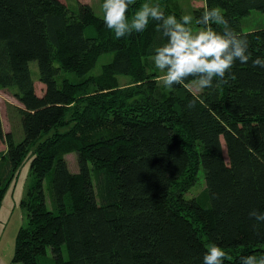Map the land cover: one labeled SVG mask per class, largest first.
Here are the masks:
<instances>
[{
  "label": "trees",
  "instance_id": "1",
  "mask_svg": "<svg viewBox=\"0 0 264 264\" xmlns=\"http://www.w3.org/2000/svg\"><path fill=\"white\" fill-rule=\"evenodd\" d=\"M201 1L188 14L221 9L248 39L251 59L237 61L227 83L217 78L195 93L192 79L170 89L160 81L151 57L165 40L156 21L116 38L88 2L0 0V89L19 101L22 129L5 132L0 115V206L28 153L33 177L20 200L26 219L14 262L202 264L212 244L227 254L224 264L264 254V222L249 217L264 212V68L251 63L264 58V22L242 27L264 0ZM144 3L183 15L175 0H135L127 17ZM119 75L130 83L121 86ZM201 176L204 190L188 195Z\"/></svg>",
  "mask_w": 264,
  "mask_h": 264
},
{
  "label": "clouds",
  "instance_id": "2",
  "mask_svg": "<svg viewBox=\"0 0 264 264\" xmlns=\"http://www.w3.org/2000/svg\"><path fill=\"white\" fill-rule=\"evenodd\" d=\"M134 3L135 0H103L105 26L116 38H121L143 32L150 21L157 22L155 30L165 42L154 49L151 60L155 69L162 73L160 81L165 88L184 85L192 79L200 91L211 89L217 78L227 83L226 75L232 72L237 61L246 64L251 59L248 39L237 34L219 8H205L199 17L184 14L177 19L175 15L165 16L159 5L144 3L129 19L127 9ZM193 22L203 27L194 32ZM213 24L222 26V30L217 31ZM251 63L253 67L264 68V58L256 57ZM196 103L194 98L186 107L194 109ZM249 217L264 222V212L253 210ZM226 255L219 246L212 244L204 253L202 264H224ZM240 264H264V254L241 257Z\"/></svg>",
  "mask_w": 264,
  "mask_h": 264
},
{
  "label": "rangeland",
  "instance_id": "3",
  "mask_svg": "<svg viewBox=\"0 0 264 264\" xmlns=\"http://www.w3.org/2000/svg\"><path fill=\"white\" fill-rule=\"evenodd\" d=\"M68 5L72 8L77 7V1L88 2L91 4L95 12L102 15V3L101 0H66ZM203 2L201 0H175L173 3L180 11L184 14H188L190 7L200 6ZM262 20L264 22V12L259 10H251L250 13L242 18V27L244 30H249L253 28L255 24ZM193 31H198L202 27L191 25ZM112 52L104 53L99 56L96 64L92 68L93 73H98L101 64L108 61L112 57ZM32 75L35 77L38 73V66L35 62L30 63ZM159 78L162 73L159 72ZM70 78H77L74 75L69 74ZM119 84L125 86L130 83V77L118 76ZM36 92L41 93L43 90V85L36 81L35 83ZM188 87L195 93L200 90L193 82L188 84ZM19 101L12 95L9 88L0 89V115L2 120V127L5 132H12L14 134L22 133L20 128L19 116L17 115L16 106H19ZM15 135V136H16ZM16 138H19L16 136ZM18 140V139H17ZM5 144V143H4ZM0 140V168L3 169L6 164V158H4V153L6 148ZM6 146V144H5ZM223 151L225 153V145L223 144ZM75 153H68L66 159L68 161L71 170L75 171L77 169V163L75 161ZM226 154V153H225ZM30 154L28 153L22 161L21 166L15 172L14 176L10 179L8 184L6 183V189L4 196L2 198L0 206V264H21L19 262L13 261V254L15 249V236L19 226L25 223L26 215L22 207L20 206V200L23 197L27 185L31 182L33 177L30 174L29 169ZM205 184L202 176L199 179L197 185L188 193V195H197L204 190ZM47 184L45 187V192L47 193Z\"/></svg>",
  "mask_w": 264,
  "mask_h": 264
},
{
  "label": "crops",
  "instance_id": "4",
  "mask_svg": "<svg viewBox=\"0 0 264 264\" xmlns=\"http://www.w3.org/2000/svg\"><path fill=\"white\" fill-rule=\"evenodd\" d=\"M1 143H3V144H4V142H2V141H1ZM4 148H6L5 144H4Z\"/></svg>",
  "mask_w": 264,
  "mask_h": 264
}]
</instances>
